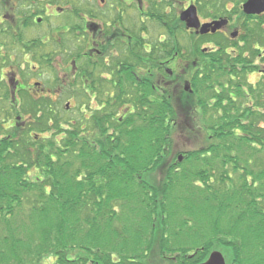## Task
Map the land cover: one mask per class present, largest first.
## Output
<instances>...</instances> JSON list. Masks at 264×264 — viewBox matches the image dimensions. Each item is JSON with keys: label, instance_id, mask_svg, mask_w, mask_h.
<instances>
[{"label": "flooded vegetation", "instance_id": "obj_1", "mask_svg": "<svg viewBox=\"0 0 264 264\" xmlns=\"http://www.w3.org/2000/svg\"><path fill=\"white\" fill-rule=\"evenodd\" d=\"M45 108L73 110L78 153L145 115L206 149L224 119L264 116V0H0L2 134Z\"/></svg>", "mask_w": 264, "mask_h": 264}, {"label": "trees", "instance_id": "obj_2", "mask_svg": "<svg viewBox=\"0 0 264 264\" xmlns=\"http://www.w3.org/2000/svg\"><path fill=\"white\" fill-rule=\"evenodd\" d=\"M48 105L57 107L51 102ZM53 108L41 109L42 120L16 134L15 141L3 135L0 127V264H35L46 257L54 258V264H145L140 260L152 248L154 216H159L157 247L162 253L183 255L200 246L191 256L196 258L191 264H199L210 249L215 250L213 241H217L221 248L230 249L231 264H264V156L251 164L254 152L258 155L264 147L260 126L264 116L257 113L238 122L235 117L224 119L223 131L207 138L208 148L187 153L185 161L192 166L191 171L179 177L182 171L174 164L159 185L143 178L160 166L170 145L166 118L155 120L145 115L139 127L128 121L129 128L133 126L127 131L128 147L110 150L116 153V165L115 155L109 157L104 150L96 152L83 145L78 153L72 131L73 110L64 111L61 117ZM37 113L36 109L33 116ZM234 126L244 135L239 147L245 152L237 156L230 155L235 151L231 152L225 141L223 146L210 143L211 139L234 138ZM48 130L63 135L58 141L38 136ZM29 132L35 135L30 137ZM35 137H39L36 142ZM211 157L224 159L222 167L231 164L238 185L225 176L227 181H220L221 188L216 189L210 170L192 163ZM246 194L249 202L244 204ZM208 209L211 214H207ZM84 212L92 213L85 218L80 216ZM14 216L18 220L12 219ZM223 217L230 227L219 226ZM207 219L215 223L210 234L204 227ZM171 223L186 233L175 232L168 227ZM234 233L238 238H231ZM117 246L120 252L113 261L110 248ZM75 250L86 252L88 257L71 259Z\"/></svg>", "mask_w": 264, "mask_h": 264}, {"label": "rangeland", "instance_id": "obj_3", "mask_svg": "<svg viewBox=\"0 0 264 264\" xmlns=\"http://www.w3.org/2000/svg\"><path fill=\"white\" fill-rule=\"evenodd\" d=\"M65 18H68V16L66 15ZM63 105H64L63 103H60L59 108H61V106L64 107ZM142 120H143V117L142 116H139L136 119L134 118V125L133 126L134 127L135 126H137V127L142 126L143 125ZM246 123L247 122H245L244 124H246ZM263 125H264L263 123H260V126H263ZM133 126L130 127V130L133 129ZM62 127L64 129H66V130L70 129L69 127H66V125H64V124H62ZM105 127L107 128V133L110 136L109 138H111L115 134L118 136L117 138H114V140L112 141L113 146H114V149H120L122 147V145H123V148H125V149L128 147L129 139L127 138L128 135H127V132L126 131H124L123 134H121V133L119 134V132H116V130H114V132L112 134V131L114 129V125H112L110 123H107V124H105ZM70 130H72V129H70ZM51 131L53 133L49 132V130H48V131H46L44 133H38V136L44 137V139H46V140H50V139L55 138L58 141V140L61 139V137H62L63 134L58 133V132L56 133L55 130H51ZM110 134H112V135H110ZM234 135H235V137H234L235 139L232 136H228V137L221 138L219 140H218V138H217V140L214 139L210 143L214 144V143L217 142L218 144H220V145L223 146L224 145V141H225L226 142V146L228 148L232 149L231 152H234L235 151V153H230V155L235 154L237 156V155L243 154L245 151H243L242 147H239V145L242 143V142H240V140H241V138L244 137V135L242 134L241 130L235 131L234 132ZM138 136H140V135H138ZM168 137H169L170 145L168 146V148H166L167 151H166V154L164 156V160H162V163L160 164V166L156 170H153L149 174H145L144 175L146 178H143V180H146L149 183L155 182V183H158L159 185L162 184V183H164L163 181H164V177H165V174H166V170L168 169V167L173 166L174 164H177L176 165V168L178 169V172H181L182 171L180 173L179 177L183 176V174H184V172L186 170L187 171H191V167L192 166L190 164H188L185 161V159H183L182 161L178 162L177 156L179 154H186L188 152L197 151L194 148L197 145H198L197 147L201 146V142L200 141H198V142L195 141V138L191 136L192 137V140H193L192 143L194 144V146L189 147L188 144H187V141H186V138L189 137V136L186 135V133L183 130L180 131V133H178V132L171 133V132L168 131ZM204 141L205 142H203L202 144H204V146H208L209 145V142L207 141L206 138H205ZM241 145H243V143ZM105 147H106L105 149H102L99 144H96L94 151L101 152V150L102 151L104 150L105 153H108V152L110 153V156L109 157H112L113 155L116 154V153L113 154L112 151L110 152L111 143L109 141H108V145H106ZM93 149H92V151H93ZM219 149H222V148L220 147ZM260 152L261 153L258 154V155L255 154V152H254V157L251 160V164H255L256 162H260L261 161V159L264 156V147L262 148V150H260ZM225 155L226 154H224L223 156H225ZM223 158H226V157H223ZM223 161H224V159L221 160V159H218V158L215 159V158H212L211 157V158H207V160L204 159V160H202V161H200L198 163H196L197 160H195L192 163H193V165L194 164L195 165H198L200 163L201 164L200 167L205 166V167H207V169L210 170V172L212 173V176H213L212 179H211V182H212V185L214 186V188H216V189H220L221 188V184H220L221 182L220 181H222V180L227 181L224 178L225 176L230 177L232 179V181H234L233 182V185H238L237 173L233 174V172H232L233 169L230 166L231 164L229 162H228L229 164L227 163V165H224L225 167H222L223 166L222 165L223 164ZM114 162H115L114 164L117 165L118 160L116 158V155H115ZM103 165L107 166V163L104 162ZM133 177L135 179V176H133ZM133 195H137V196L140 197L141 194H133ZM149 195H152V194H149ZM158 195L161 198V194H158ZM170 195H173V194H170ZM159 196H157V197L159 198ZM157 197H156V200L155 201H158V198ZM185 199L188 202H192V199L188 196V194H185ZM147 202H149V200ZM248 202H249V199H248V195L246 194L245 195V202H244V204H246ZM258 202L261 203L262 200L258 199ZM263 207H264V204H263ZM158 211H160V210L158 209ZM91 213H89V212L85 213L84 212V213L80 214V216L86 218ZM207 214H211V211L209 209L207 210ZM223 214H225V213H223ZM154 217L156 218V219H154V221L155 220L156 221L152 224V227L154 228L153 229V232L156 230V232H155L156 235L153 238V242H152V240H150L151 243H153L152 244V248L147 253V256L143 260H140V261L144 262L145 264H191L192 262H195V259L196 258L195 259H192L193 257H191V256L194 254L195 249L200 248V246L199 247H192V246H190V247H192V250L189 251V252H187V253L185 252L183 255H181V254L179 255V253L176 252V251H171L169 253L168 252L162 253L160 251L159 247H157V241H158V239L160 237L159 236V232H158V227H159L158 226L159 225L158 217L159 216H154ZM12 219H17L18 220V217L14 216ZM212 222L214 223L213 219H207V223L204 225V227L206 228V231H208L207 234H210L211 233L210 230H211L212 225H213ZM220 222H222V223H220ZM220 222H219L220 223L219 226L220 225H226V226L231 225L230 222H228V223L226 222V218H224V217L222 218V220H220ZM232 223H233V221H232ZM173 224L172 223L169 224L170 226H168V227H173L175 232H180L181 234L186 233L185 230H183V233H182V229L179 228L177 225H175V224L173 225ZM193 225H194L193 223L190 224V226H193ZM83 227L84 228H86V227L89 228L88 229L89 231L95 230L93 228V226L83 225ZM130 231H132V230H130ZM193 232H198V229H197V231H193ZM203 233L206 234V232H203ZM231 238H234V239L238 238L237 233H234L233 237H231ZM172 240L173 239H170L171 246L173 244L172 243L173 242ZM213 242H214V244L216 246L215 251H219L222 254V256L225 259L226 264H231L232 256H231V253H230V249L221 248L218 245L219 243L217 241H213ZM110 244H112V243H110ZM211 251H213V250L210 249V252ZM117 252L118 253L120 252V248L118 246L117 247H113L112 249L110 248V253L112 254L113 261H115V260L118 259V256L116 255ZM70 257H71V259H77V258L84 259V258L88 257V254H86V252H84V251L75 250L74 252H71ZM188 259L189 260L192 259V261L191 260L188 261ZM54 263H55V259L54 258H52V257H46V258H44V259H42L40 261H36L35 264H54ZM11 264H16V263L12 262ZM235 264H237L236 261H235Z\"/></svg>", "mask_w": 264, "mask_h": 264}, {"label": "water", "instance_id": "obj_4", "mask_svg": "<svg viewBox=\"0 0 264 264\" xmlns=\"http://www.w3.org/2000/svg\"><path fill=\"white\" fill-rule=\"evenodd\" d=\"M193 20V19H192ZM192 20H190L188 23H190ZM182 159L181 156L178 157V161L180 162ZM201 264H226L224 257L222 254L218 251H213L210 253L208 258Z\"/></svg>", "mask_w": 264, "mask_h": 264}]
</instances>
